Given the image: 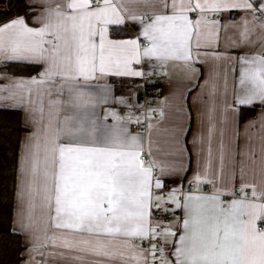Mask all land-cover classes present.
I'll return each instance as SVG.
<instances>
[{
  "label": "snow or ice",
  "instance_id": "obj_1",
  "mask_svg": "<svg viewBox=\"0 0 264 264\" xmlns=\"http://www.w3.org/2000/svg\"><path fill=\"white\" fill-rule=\"evenodd\" d=\"M4 4L5 0H0V6ZM234 9H244L251 16V20H244L241 44L264 43V0H65L64 3L6 0L0 21L5 16L12 18L0 22V65H4L0 67V111L31 104L33 89L27 87L29 83L49 85L37 89L36 95L50 97V118L40 132L27 138L29 143L22 166L29 209L36 206L38 199L41 210H47L48 229L62 233L60 237H51L50 243L53 248L60 247L66 252L52 255L63 257L66 253H77L72 258L81 262L86 257L98 258L89 264H115L116 261L128 264L129 259H143L147 264L143 250L139 256L126 257L121 249L130 248L135 253L140 246L133 244L131 238L144 240L151 233L155 240L160 234L156 228H149L152 170L159 167L162 175H180L186 171L183 151L179 153V163H161L156 153L166 157H175L176 153L159 145L154 152L150 136L145 154L142 137L130 134L126 127L97 124L89 119L88 113L65 115L54 124L51 106L57 103L56 98L64 97L65 111L68 107L87 106L93 102L92 95L84 91L88 81L94 80L97 73L141 76L142 72L131 69L133 61L139 63L141 56L154 57L161 62L180 60L189 71L193 65L207 62L209 58L221 59L223 54L215 51L220 22L210 20L207 14ZM191 13L198 14L195 20L190 18ZM29 16L36 26H30ZM126 22L140 25L137 38H108L110 25ZM141 36L146 41L143 45ZM238 59L243 65L239 80L242 89L234 104L252 106L258 102L264 105V55ZM10 61L40 64V78L26 81L8 77L6 66ZM39 110L42 112L43 108ZM179 111L183 112V106ZM250 127H255L254 121L250 122ZM213 131L214 126H210L205 174L212 167ZM258 134L264 141V123ZM175 142L178 138L166 141ZM198 142L203 143L202 138H194V146ZM219 152L222 174L226 166L223 144ZM242 154L230 153L233 171L237 157ZM145 155L152 157L150 163L146 164ZM255 155L254 150L249 152L250 158ZM261 162L264 163V145ZM195 179L199 181L200 176ZM154 186L156 189L164 186L159 177ZM213 187L215 191L211 196L183 193L178 187L172 188L167 196H155L157 209L168 213L174 211L168 205H175L183 216L177 218L175 231L164 229L165 235L174 238L170 244L165 241V247L171 249L167 257H163L164 248L151 245L149 255L153 261L161 259V264H264V227L261 226L264 225V184L257 191L256 184L242 183L243 198L228 201L227 207H223L225 202L220 199L224 193L215 183ZM246 189L251 190L250 196ZM27 219L30 222L23 225L25 230L32 228L31 214ZM12 231L19 230L13 227ZM119 237L126 239L119 240ZM57 240L61 241L59 245ZM158 252L161 256H157Z\"/></svg>",
  "mask_w": 264,
  "mask_h": 264
},
{
  "label": "crops",
  "instance_id": "obj_2",
  "mask_svg": "<svg viewBox=\"0 0 264 264\" xmlns=\"http://www.w3.org/2000/svg\"><path fill=\"white\" fill-rule=\"evenodd\" d=\"M55 2L64 3L65 0H55ZM207 15L209 19L216 18L220 22L219 44L215 51L222 53L223 58H209L207 62L193 65L191 71H189L186 64L180 60L169 59L166 62H161L154 57L145 58L141 56L139 63L145 60L147 73L155 77L156 84L160 86L161 96L159 101L151 107V110L157 112L156 117L148 116L146 118L143 112L134 110V104L141 105L139 94L131 92L128 87L131 80L140 77L134 75H101L97 73L96 78L88 81V87L84 89L85 92L92 95V103L82 107H68L65 111L63 106L64 97H57V103L51 106L54 124L59 120H63L65 115L73 116L88 113L89 119L95 120L97 124L126 127L130 134H132L131 125L133 123L144 125L145 130L138 136L143 138L145 154L148 151L150 136L154 142V152L159 145L176 153L175 157H166L161 153H156V159L161 163L165 161L179 163V153L183 151V166L186 171L180 175H162L159 167L153 168L151 206L155 204L156 195L167 196L174 187L180 188L183 193L211 196L215 191L213 187V183H215L216 187L224 193L220 199L225 202L223 207H227L228 201L243 198L235 196L236 188L240 187L242 183L256 184L258 186L257 191L260 190L259 186L264 184V163L261 162V148L264 141H261L258 134L260 125L264 123V105H260L258 102L252 106L234 104L235 97L242 89L239 80L240 69L243 65H241L238 57L264 55V43L256 41L250 45L241 44L240 33L244 28V20H251V16L244 9H234L217 14L208 13ZM197 16V13L190 14V18L193 20ZM32 19L33 17L30 16V26H36L31 23ZM115 27H122L124 30L121 31V34L126 31L128 35L122 38L112 36L111 32ZM249 27H251V24ZM139 28L140 25L133 22H126L124 25H110L107 35L109 39L114 40L134 39L139 34ZM140 39L144 40L142 36ZM253 40H255V35ZM194 44L195 41H193ZM193 55L195 56V48H193ZM10 62L29 63L26 61ZM139 63L133 61L131 69L143 73ZM37 65L40 70L33 77L39 79L42 66ZM7 76L14 79L23 78L26 81H30L32 78V76ZM206 80L208 81L207 84H205ZM27 87L33 89L31 94L32 103L19 108L23 112V123L28 132L22 137L13 214V227L17 228L18 232L22 234L25 245L24 259L21 264H33L35 257L42 258L43 264H48L52 260L55 262V259L62 261V264H89L90 261L98 258L86 257L85 261L81 262L72 258L77 253H66L63 257L52 255L53 252H66L60 247L53 248L50 243L51 237H60L62 233L58 230L50 231L48 229L47 210H41L38 199L36 206L31 210L29 209L28 188L22 166L23 158L27 153L26 145L29 143L27 138L34 132H40L43 124L47 123L50 118V97H37L36 95V90L49 87L47 84L29 83ZM27 95L25 93L26 97ZM181 106H183L182 113L179 111ZM41 107L43 108L42 112L39 110ZM242 108H251L255 112L241 119ZM33 109L36 110L33 111ZM252 121L255 122V127H250ZM149 125H152V127L149 128ZM181 126H183V131H181ZM210 126H214L211 138L212 167L205 174ZM174 137L178 138V142L166 143V141H173ZM197 137L202 138L203 143L198 142L194 146L193 140ZM221 144L224 145L226 153V166L222 174L219 172V149ZM251 150L256 153L254 158L249 156ZM232 151L243 153L237 157L234 171L232 161L229 158ZM253 159L255 160L254 163ZM145 160L146 164L150 163L152 157L147 156ZM197 175L200 176L199 181L195 179ZM157 177L164 185L161 189H156L154 186ZM189 181H192L193 186ZM168 207L174 209V211L168 213H173L176 221L178 217L183 216L182 210L175 208V205L169 204ZM29 214H31L32 228L25 230L23 225L30 222L27 219ZM148 220L149 228H156L159 231L164 242L163 248L165 251L163 254L167 257L171 249L165 247V241L170 244L174 238L165 235L164 229L175 231L177 223L170 226L161 219H153L151 218V210ZM261 226L264 227V225ZM149 236H151V233ZM123 239L126 238L119 237V240ZM131 240L133 244L140 247L135 253L130 248L122 247L121 250L125 252L126 257L139 256L140 250H143L147 256V264H149V252L144 246L145 239L131 238ZM60 242V240H57L56 244L59 245ZM28 245L31 247H28ZM115 264H119V261H116ZM128 264H145V261L143 259L139 261L129 259Z\"/></svg>",
  "mask_w": 264,
  "mask_h": 264
},
{
  "label": "trees",
  "instance_id": "obj_3",
  "mask_svg": "<svg viewBox=\"0 0 264 264\" xmlns=\"http://www.w3.org/2000/svg\"><path fill=\"white\" fill-rule=\"evenodd\" d=\"M2 10H6V2ZM12 11H16L15 7ZM11 18L5 16L3 21ZM29 19L30 16L28 21ZM123 30L122 27H115L111 35L120 38L126 37L128 32L125 31L121 34ZM0 67H4V65H0ZM6 68L7 75L20 77H33L40 70L37 64L24 62H8ZM155 87L160 90L159 85L155 84ZM254 112V109L242 108L241 119ZM27 132L28 129L23 123L22 110L0 111V264H21L24 259L23 236L20 232L14 233L12 229L21 143L23 135Z\"/></svg>",
  "mask_w": 264,
  "mask_h": 264
},
{
  "label": "built area",
  "instance_id": "obj_4",
  "mask_svg": "<svg viewBox=\"0 0 264 264\" xmlns=\"http://www.w3.org/2000/svg\"><path fill=\"white\" fill-rule=\"evenodd\" d=\"M215 19L216 18H212L210 20H215ZM140 43L143 45L146 43V41L140 39ZM139 65L141 70L143 71V75L131 80L128 84V87L131 90V92L139 94V98L141 99V105L137 106L134 104L133 108L136 112H143L146 118L148 116L156 117L157 112L155 110H151V107L157 104L161 96V92L155 87L156 84L155 77L147 73L145 60L144 62L139 63ZM144 130H145V126L142 124L133 123L131 125V132L134 135H140L143 133ZM146 158L147 155H145V159ZM191 186H193V183H191ZM246 191L250 196L251 191L249 189H246ZM235 196L237 198L242 197L240 187L236 188ZM151 218L161 219L170 226H173L176 223V217L173 213H163L162 211H160L155 207V204L151 206ZM152 244H156L158 248H163L164 242L160 234L156 237L155 240H153L151 236L145 239L144 246L149 253H151L152 251L151 248ZM157 256H161V254L158 252ZM163 257H165L164 254ZM149 264H161V259H157L153 261L151 255H149Z\"/></svg>",
  "mask_w": 264,
  "mask_h": 264
},
{
  "label": "rangeland",
  "instance_id": "obj_5",
  "mask_svg": "<svg viewBox=\"0 0 264 264\" xmlns=\"http://www.w3.org/2000/svg\"><path fill=\"white\" fill-rule=\"evenodd\" d=\"M6 2V0H5ZM5 7V5L0 6V11ZM28 247H31L30 245H28ZM37 262H39V264H43L42 258L39 257H35L33 259V264H37ZM48 264H62V261L56 260L55 262H53V260L51 262H49Z\"/></svg>",
  "mask_w": 264,
  "mask_h": 264
}]
</instances>
